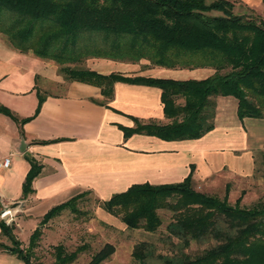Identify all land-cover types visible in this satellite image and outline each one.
<instances>
[{"label": "trees", "instance_id": "obj_1", "mask_svg": "<svg viewBox=\"0 0 264 264\" xmlns=\"http://www.w3.org/2000/svg\"><path fill=\"white\" fill-rule=\"evenodd\" d=\"M264 0H262V3ZM230 0H0V33L9 47L59 66L65 81L100 86L111 96L113 82L157 87L164 118L169 123L134 121L132 134L161 140L198 139L214 124V99L232 97L236 117L264 119V19L248 12L235 14ZM90 58L124 63L140 59L167 69H211V76L194 81L101 75L85 69ZM66 65V66H65ZM183 97L182 107L173 106ZM42 98L38 95V102ZM9 113L0 107V113ZM264 163V155H262ZM23 193L37 167L32 161ZM190 175L180 183L160 186L134 185L98 206L119 219L129 230L153 234L163 226L161 250L146 241L131 249L134 264H264V199L249 208L227 202L224 196L194 190ZM84 194L47 211L40 225L61 210H74ZM160 211L168 214L163 222ZM2 234L17 247L3 249L29 264L8 227ZM39 227L28 239L31 245ZM190 244L202 249L187 252ZM85 245L62 253L55 247V264H69ZM114 253L102 244L86 264H100Z\"/></svg>", "mask_w": 264, "mask_h": 264}, {"label": "crops", "instance_id": "obj_2", "mask_svg": "<svg viewBox=\"0 0 264 264\" xmlns=\"http://www.w3.org/2000/svg\"><path fill=\"white\" fill-rule=\"evenodd\" d=\"M230 1L249 11L262 8V0ZM83 67L101 75L174 81H198L213 73L212 68L167 69L142 59L124 63L90 58ZM58 75L50 62L19 53L0 39V107L9 113H0V162L10 160L5 169L0 168V210L3 205L19 206L14 223L7 227L20 248L28 244L47 211L75 195L90 194L96 199V222L109 230L105 238L102 234V244L114 247L112 256L100 263L106 264L117 257L120 248L129 251L131 246L126 226L98 202L131 185L176 184L187 175L196 187L215 180L225 183L247 175L253 167L251 153L264 146V134L251 133V139L245 125L250 119H237L236 102L228 96L214 99V126L198 139L166 141L144 134L124 138L122 129L134 128L135 120L166 121L157 87L113 82L111 96L106 98L100 86L71 80L63 83ZM49 87L61 89L49 93ZM30 161L37 175L24 194ZM2 233L0 229V245H6ZM119 235L123 238L118 241ZM0 264L23 262L0 247Z\"/></svg>", "mask_w": 264, "mask_h": 264}, {"label": "rangeland", "instance_id": "obj_3", "mask_svg": "<svg viewBox=\"0 0 264 264\" xmlns=\"http://www.w3.org/2000/svg\"><path fill=\"white\" fill-rule=\"evenodd\" d=\"M209 1V0H208ZM252 9V8H251ZM235 14H248V12H253V14L261 19H264V2L262 3V8L257 10H251L244 8L238 4L234 5ZM0 39L4 44L8 46L5 36L0 33ZM11 48V47H10ZM50 62L55 68L58 69L57 63L52 61ZM85 62V61H84ZM84 65V63H82ZM66 66V65H65ZM58 73V72H57ZM59 74V73H58ZM60 78V74L58 75ZM63 83L66 81L63 80ZM40 85V84H39ZM61 85V84H60ZM61 88H47L49 93H59ZM184 105L183 97H175L173 99V106L182 107ZM229 116L227 115L226 118ZM169 123V121H164L163 124ZM255 123L256 125L253 126ZM246 128L248 135L253 139L251 133L264 134V129L260 127L264 125V122L259 119H250L246 122ZM258 128H257V127ZM255 127V129H254ZM264 155V146L257 149L254 153H251V160L253 167L247 175L240 177H232L227 182L218 184L217 180L207 183L204 186H194V190L200 193L208 195H216L218 198H222L224 194V186L229 185L227 191V202L229 204H234L237 199L239 207L249 208L259 199H264V163L262 159ZM94 199L90 194H84L83 197L77 201L74 205V210L65 209L46 222L42 223L39 227V236L34 238L31 245L24 244L19 249L21 255L25 256L29 264H55V247H60L62 253L73 252L78 246L85 245V250L80 253H77L76 259H74L69 264H86L91 258V254L95 252L103 243V239L109 235V230L99 222H96L94 218L95 211L97 210V205ZM159 215L162 217L163 222H167L168 214L160 211ZM164 226V225H163ZM161 226L157 232L153 234H148L141 230H127L128 235V246L130 247L129 251L125 248H120L117 252V257L113 261L106 262V264H134L129 252H131L132 247L142 241L153 243L158 249L161 250V245L158 242L159 237L163 235L164 230ZM92 228V229H91ZM91 230L92 232H88ZM102 234L103 237H102ZM119 241L122 239V236H116ZM23 240L24 238L21 237ZM27 241V237H25ZM2 245V244H1ZM7 247H17L14 246L8 239L6 240ZM202 249L193 244H190L187 252H194L196 250Z\"/></svg>", "mask_w": 264, "mask_h": 264}, {"label": "built area", "instance_id": "obj_4", "mask_svg": "<svg viewBox=\"0 0 264 264\" xmlns=\"http://www.w3.org/2000/svg\"><path fill=\"white\" fill-rule=\"evenodd\" d=\"M10 160L8 158H5L0 162V168H6L8 166V163ZM19 206L18 205H11V206H6L3 205L1 210H0V221L6 225L10 226L14 223V218L15 216L19 213Z\"/></svg>", "mask_w": 264, "mask_h": 264}]
</instances>
